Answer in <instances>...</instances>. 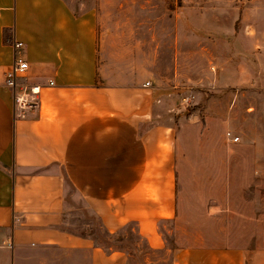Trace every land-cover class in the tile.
<instances>
[{"label":"crops","instance_id":"0c3cea01","mask_svg":"<svg viewBox=\"0 0 264 264\" xmlns=\"http://www.w3.org/2000/svg\"><path fill=\"white\" fill-rule=\"evenodd\" d=\"M15 40L28 64L20 84L40 86L38 107L23 114L5 84ZM99 44L92 10L76 13L65 0H0V252L11 264L16 251L41 247L71 250L77 264L127 263L123 250L107 253L89 235L62 228L69 193L104 230L132 223L152 249L164 246L160 222L178 215L173 119L146 84L142 57L121 68ZM173 256L174 264L246 259L222 247H183Z\"/></svg>","mask_w":264,"mask_h":264},{"label":"rangeland","instance_id":"374dc122","mask_svg":"<svg viewBox=\"0 0 264 264\" xmlns=\"http://www.w3.org/2000/svg\"><path fill=\"white\" fill-rule=\"evenodd\" d=\"M65 1L76 13H95L106 58L125 68L142 57L146 84L173 119L179 209L160 222L158 249L148 248L132 223L107 239L70 193L63 227L110 240L127 254L126 264H174L183 247L239 248L245 264H264V0ZM75 258L71 250L41 247L16 251L15 264H77ZM7 262L0 252V264Z\"/></svg>","mask_w":264,"mask_h":264},{"label":"built area","instance_id":"2783aa9c","mask_svg":"<svg viewBox=\"0 0 264 264\" xmlns=\"http://www.w3.org/2000/svg\"><path fill=\"white\" fill-rule=\"evenodd\" d=\"M23 46L21 40L14 41V59L11 68L6 72L5 84L7 88L13 92V104L14 107L19 109L21 114L25 109H33L39 105V85H31L29 88L21 85L18 77L22 75L28 67L27 61L16 51ZM52 83V80L49 81ZM233 141H237L238 137H233Z\"/></svg>","mask_w":264,"mask_h":264},{"label":"trees","instance_id":"16d2710c","mask_svg":"<svg viewBox=\"0 0 264 264\" xmlns=\"http://www.w3.org/2000/svg\"><path fill=\"white\" fill-rule=\"evenodd\" d=\"M62 228H64V227H62ZM102 230L107 235V239H109V237H113L115 234H118L119 233V232H117L115 234H111V233L107 232L106 230H104L103 228H102ZM69 232L74 233V234H78V233H75V232H72V231H69ZM79 235H83V234H79ZM89 236L91 237V239H93L96 242V244L98 246H100L101 248H103L105 250V252H107V253H110V252H112L114 250H122L121 248H114L113 245H112V243H111V241L103 238L101 235H99V237L101 238V240L103 238V240H102L103 242H98L97 239H96V237L93 236V235H89ZM118 241L123 242L124 241V238L121 237Z\"/></svg>","mask_w":264,"mask_h":264}]
</instances>
